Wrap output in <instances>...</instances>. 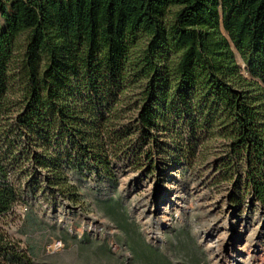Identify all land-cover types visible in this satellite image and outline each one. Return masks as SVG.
Masks as SVG:
<instances>
[{"label": "trees", "instance_id": "trees-1", "mask_svg": "<svg viewBox=\"0 0 264 264\" xmlns=\"http://www.w3.org/2000/svg\"><path fill=\"white\" fill-rule=\"evenodd\" d=\"M161 129L221 139L226 177L264 206V0H0V264H33L6 230L23 179L77 203L69 170L111 178L135 133Z\"/></svg>", "mask_w": 264, "mask_h": 264}, {"label": "rangeland", "instance_id": "rangeland-1", "mask_svg": "<svg viewBox=\"0 0 264 264\" xmlns=\"http://www.w3.org/2000/svg\"><path fill=\"white\" fill-rule=\"evenodd\" d=\"M140 85L127 88L120 122L137 117ZM135 134L129 140L133 150L113 161L111 178L97 176L95 167L68 171L78 189L77 203L53 200L43 183L32 190L29 180H22L24 194L7 212L6 230L22 249L31 251L33 264H239V252H228L231 238L242 236V244L264 243V206L245 190L243 176L226 177L220 167L221 139H205L189 148L191 138L185 132ZM168 196L173 200L164 204L160 216L149 220L141 215L147 197ZM29 215L36 220L33 224ZM155 221L162 224L150 233ZM141 240L152 249L150 263L142 256L147 249L142 255L134 253L144 246ZM210 241L215 249L208 247ZM158 252L165 260L152 263ZM257 255L264 264V248Z\"/></svg>", "mask_w": 264, "mask_h": 264}, {"label": "bare ground", "instance_id": "bare-ground-1", "mask_svg": "<svg viewBox=\"0 0 264 264\" xmlns=\"http://www.w3.org/2000/svg\"><path fill=\"white\" fill-rule=\"evenodd\" d=\"M168 198H170V196H168L167 198H157L156 200H152L151 198L147 197V199L144 201L145 205V210H143V212L141 213V215L145 218V216L147 217V219L152 220L154 219V217H158L160 216L159 213L162 212L163 206L166 202L169 203V201L173 200V197H171L169 200ZM184 202H186V199H183ZM146 219V220H147ZM159 221H155L153 223H151V225L149 226V230L150 233H152V230H154V227L157 226ZM159 224H162L159 223ZM158 224V225H159ZM252 226H250L251 228ZM249 228V226H245V229ZM231 244L230 247L228 248V252H239V259H237V262L240 264H259L258 262V253L260 251H263L264 248V243L263 242H257L255 243L254 240H252L251 243L249 244H242V236L239 237H235V238H231L230 239ZM248 242V240H247ZM208 247L212 250L215 249L216 246H214V242L210 241L208 242ZM59 247V245H55V248L57 249ZM242 253L246 254L247 256L243 255ZM216 264H220L218 260H216ZM227 264H235V262H228V261H224Z\"/></svg>", "mask_w": 264, "mask_h": 264}]
</instances>
